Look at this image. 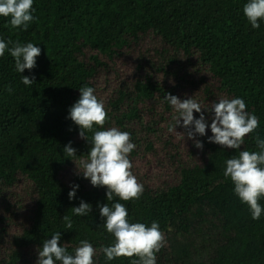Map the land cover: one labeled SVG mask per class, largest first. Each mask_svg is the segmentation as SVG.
Here are the masks:
<instances>
[{"label": "trees", "instance_id": "trees-1", "mask_svg": "<svg viewBox=\"0 0 264 264\" xmlns=\"http://www.w3.org/2000/svg\"><path fill=\"white\" fill-rule=\"evenodd\" d=\"M247 2L34 0L27 31L0 17V38L41 48L36 67L23 73L8 52L0 57V264H36L43 242L57 231L70 254L88 240L95 264H131L107 261L100 252L114 237L97 205L115 202L125 204L130 222H159L167 244L157 264H264V213L252 219L224 176L227 159L259 151L255 137L264 139V21L251 27ZM23 76L35 83L25 86ZM85 85L104 101L105 129L131 133L132 171L144 185L139 200L108 202L106 188L77 174L91 143L68 117ZM166 94L193 97L205 108L206 135L195 137L202 150L168 131L176 112ZM222 97L244 99L259 118L239 150L208 142L212 104ZM69 142L76 157L63 153ZM73 185L79 187L69 200ZM81 200L92 206L83 217L71 210ZM259 203L264 207V198Z\"/></svg>", "mask_w": 264, "mask_h": 264}, {"label": "clouds", "instance_id": "clouds-1", "mask_svg": "<svg viewBox=\"0 0 264 264\" xmlns=\"http://www.w3.org/2000/svg\"><path fill=\"white\" fill-rule=\"evenodd\" d=\"M33 3L34 0H0V17L10 18L9 25L12 29L22 28L27 31L34 20ZM243 14L251 27L258 29L260 21H264V0H248L243 7ZM6 52L14 59L15 70L23 73L25 69L31 71L36 67V58L40 56L41 48L31 42L22 44L0 38V57ZM22 83L32 86L35 77L23 76ZM6 90L11 94L10 85L6 86ZM79 92L80 98L69 109L68 118L80 128L79 137L90 141L91 148L86 155L87 159L79 161L77 174L90 180L93 187L106 188L108 202L113 201L114 197L125 202L139 200L144 192V185L132 171L130 154L136 145L132 142L131 133L116 127L105 129L109 116L104 101L95 95L93 87L85 85L79 88ZM164 99L176 112L172 118L174 123L169 125L168 131L175 133L183 141L186 135L189 140L194 141L196 148L202 150L203 144L195 140V137L206 135L208 123L202 111L205 108L193 97L181 100L166 94ZM194 112L200 113L199 119L194 117ZM210 112H214V116L210 125L212 136L208 142L228 149L239 150L245 138L259 127V118L247 111V105L242 98L222 97L218 102H213ZM94 126L101 130L93 131ZM178 126L183 127L186 132H177ZM86 132L93 133L90 140ZM255 143L259 151H238L237 155L226 160L224 176L226 179L230 178L234 184L235 195L248 206L252 219L258 220L264 213V207L259 203L264 198V139L257 135ZM63 153L67 157H76V149L71 142L64 147ZM71 187L69 200L75 198L79 185ZM97 206L105 221L103 227L114 237L109 246L100 248L107 261L129 258L131 264H157V253L167 244L159 222L153 221L150 226L141 222H130L124 203ZM71 210L74 215L83 217L91 212L92 206L81 200L80 205ZM62 219L66 228L72 229L71 217L65 215ZM60 240L59 231L52 234L51 239H46L42 249L38 250L36 264H95L97 250L88 240H81L74 249V254L69 253L66 244L61 246Z\"/></svg>", "mask_w": 264, "mask_h": 264}]
</instances>
